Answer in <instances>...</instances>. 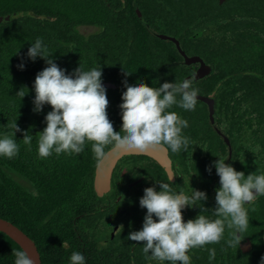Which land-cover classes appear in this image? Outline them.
Returning a JSON list of instances; mask_svg holds the SVG:
<instances>
[{
    "label": "flooded vegetation",
    "instance_id": "obj_1",
    "mask_svg": "<svg viewBox=\"0 0 264 264\" xmlns=\"http://www.w3.org/2000/svg\"><path fill=\"white\" fill-rule=\"evenodd\" d=\"M104 2L107 12L114 13L115 26L122 33L131 29L165 43L118 46L119 53L124 50L127 59L133 57V61L118 62L121 64L116 71L119 82H103L118 86L110 90L125 91V79L133 84L143 81L149 87H158L166 81L195 77L193 87L199 91L194 111H184L175 105L168 109L188 121V127L182 130L190 140L188 150L150 151V154L133 153L120 158L112 170L111 190L103 198L94 190L96 199L77 223L74 238L76 236L77 247L82 249L87 264L93 258H98L101 264H120L121 258H130L132 264H160L143 252V242L127 240L130 232L142 228L147 210L140 207L139 199L145 188L156 187L159 191L156 181L171 183L169 178L173 177V191L189 195L192 188L205 191L208 199L200 206L207 210L202 214L216 219L213 209L219 177L214 167L211 174L207 171L213 161L223 158L245 176L264 173V0ZM125 10L129 13L121 19ZM6 16L13 18V14ZM83 28L94 31L86 34ZM77 31L89 36L99 28L81 25ZM160 35L175 38L185 55L203 60L210 73L198 78L201 63L186 64L178 46L159 38ZM242 37L244 44L238 46ZM229 47L241 49L243 55L257 47L260 66L248 68L241 74H224L217 68V51ZM236 57L227 56V69ZM122 93L118 95L123 99ZM245 207L249 225L241 236L240 245H227L232 230L225 227L219 243L189 251L190 264H260L264 255V196ZM198 214H201L200 207L182 210L185 222ZM209 249L215 250L212 261H209Z\"/></svg>",
    "mask_w": 264,
    "mask_h": 264
},
{
    "label": "trees",
    "instance_id": "obj_2",
    "mask_svg": "<svg viewBox=\"0 0 264 264\" xmlns=\"http://www.w3.org/2000/svg\"><path fill=\"white\" fill-rule=\"evenodd\" d=\"M107 9L104 0H0V16L13 14L11 22L0 24V133L10 132L9 125L16 122L33 136L29 146L22 141L23 133H16L18 154L12 159L0 157V218L12 222L35 241L42 264H69L74 251L82 252L77 247L74 229L96 199L97 162L90 142H86L80 154L53 153L47 158L37 155L39 132L46 127L44 116L51 106L33 112L32 85L37 73L47 65L38 57L35 62L25 59L23 70L17 66L30 42L40 38L53 61L67 73L80 64L83 70L101 67L103 82H119L118 62L133 61V57L127 59L126 52L119 53L118 46L165 43L131 29L122 33L115 26L114 13L109 14ZM128 13L129 10L123 11L121 19ZM81 25L97 26L99 31L83 36L77 31ZM243 41L244 37L238 46ZM217 54V68L224 74H241L261 63L257 47L245 55L235 47L219 50ZM233 54L237 57L227 69V56ZM22 88L26 95L21 99L16 93ZM107 90L110 118L116 130L122 132L123 99L118 93L123 90ZM111 148L112 145L106 146L107 151ZM13 250L22 249L0 232V264H13ZM128 262L132 264L130 258L120 259V264ZM90 264L101 262L93 258Z\"/></svg>",
    "mask_w": 264,
    "mask_h": 264
},
{
    "label": "clouds",
    "instance_id": "obj_3",
    "mask_svg": "<svg viewBox=\"0 0 264 264\" xmlns=\"http://www.w3.org/2000/svg\"><path fill=\"white\" fill-rule=\"evenodd\" d=\"M45 60L46 67L37 73L32 85L34 90L33 112L39 113L45 105L51 106L44 116L46 127L39 132L37 155L47 158L53 153L80 154L86 142L91 143V151L99 166L110 153L106 146L126 153H147L150 151H187L190 140L182 130L188 121L177 113L168 111L173 105L184 111H194L197 105L198 89L193 87V79L185 78L175 82H164L158 87H149L143 81L129 83L125 79L122 110L124 131L116 130L110 118V99L103 83L101 67L83 70L82 65L67 73L51 58L47 46L40 38L30 42L25 56L21 57L18 68H25V59ZM124 70V69H123ZM125 71V70H124ZM129 76L131 74L125 71ZM25 88L16 93L21 99ZM8 133H0V157L14 158L19 152L16 133L22 132V141L31 145L33 136L22 130L16 122L9 125ZM219 158L207 167L209 174L215 168L219 177L216 189L215 208L210 219L202 214L207 209L201 207L208 199L205 191L193 189L191 195L184 191H173L169 182L156 181V187L144 189L139 199L141 208L146 209L142 228L132 231L127 240L143 242L142 250L153 261L160 264H190L189 251L193 248L216 244L221 241L225 227L231 229V239L226 243L234 247L241 243V236L249 225L248 209L259 197L264 196V173L255 172L245 176L231 164ZM200 207L201 214L185 222L182 210ZM209 261L215 259V250L209 249ZM13 264H35L26 251L13 250ZM69 264H87L86 256L74 251ZM264 264V255L260 258Z\"/></svg>",
    "mask_w": 264,
    "mask_h": 264
},
{
    "label": "water",
    "instance_id": "obj_4",
    "mask_svg": "<svg viewBox=\"0 0 264 264\" xmlns=\"http://www.w3.org/2000/svg\"><path fill=\"white\" fill-rule=\"evenodd\" d=\"M10 20L11 16L0 17V24L9 22ZM159 38L163 40L173 41L178 46L181 54L185 56L186 64H191L195 61H199L201 63L202 67L198 73V78H203L210 73V69L206 66L203 60H201L200 58H188L181 50L180 43L175 38L162 35H160ZM104 85L109 89H116L118 87L117 85L112 83H104ZM108 152L110 153L108 158L99 166L97 165L94 172V190L97 196L100 198H103L111 190L112 170L117 161L123 156L133 154L123 152L122 150H115L113 149V147L108 150ZM144 154H150V152ZM0 232L4 233L7 237L17 243L23 251H26L29 256L35 261V264H42L41 255L35 241H33L19 227L8 220L0 218Z\"/></svg>",
    "mask_w": 264,
    "mask_h": 264
},
{
    "label": "rangeland",
    "instance_id": "obj_5",
    "mask_svg": "<svg viewBox=\"0 0 264 264\" xmlns=\"http://www.w3.org/2000/svg\"><path fill=\"white\" fill-rule=\"evenodd\" d=\"M82 31H83V33L87 34V33H92L94 31V29H92V28H83Z\"/></svg>",
    "mask_w": 264,
    "mask_h": 264
}]
</instances>
